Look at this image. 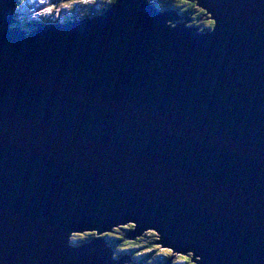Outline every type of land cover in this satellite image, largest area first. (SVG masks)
Masks as SVG:
<instances>
[{"label":"water","instance_id":"obj_1","mask_svg":"<svg viewBox=\"0 0 264 264\" xmlns=\"http://www.w3.org/2000/svg\"><path fill=\"white\" fill-rule=\"evenodd\" d=\"M152 2L23 31L0 0V264H124L129 222L162 264H264V0Z\"/></svg>","mask_w":264,"mask_h":264},{"label":"rangeland","instance_id":"obj_2","mask_svg":"<svg viewBox=\"0 0 264 264\" xmlns=\"http://www.w3.org/2000/svg\"><path fill=\"white\" fill-rule=\"evenodd\" d=\"M104 1H109V0H94L92 2L94 5H96L95 8L97 9V8H99V4L102 5V3H104ZM18 2L20 4H19L18 9H17L16 21L21 27H23L25 29L27 27L34 28L35 26L33 27L31 25L33 23H38V22H47V23L51 22L50 24H55L54 22L60 21L61 23H63L64 21L73 18L77 12L79 13V15L80 14H86V6H85V4H83L82 0H22V1L18 0ZM171 2H172V0H171ZM195 2H196V0H174V2H172V3L178 5V6L174 5V10L179 15L180 19L183 18L184 16L187 17L186 21H187L188 25L195 24L197 26H200L203 24L206 26L205 30L210 29L211 26H209V25H212V21H211L209 15L206 13V11L203 8L198 6ZM189 5H191V6L193 5V9H192V7H191L190 11H187L186 9H184L185 6H189ZM95 11H97V10H95ZM69 12L71 13L70 15H68ZM83 17H85V16H83ZM173 24H176V22H173ZM21 27H18V28H21ZM21 30H23V29L21 28ZM128 224L133 225V223H131V222H129ZM128 224L120 225V226H127ZM129 229H133V226H131ZM124 231H126V230H124ZM124 231L122 232V234L124 233ZM146 232L149 233L148 234L149 238H152V239L157 238L158 239V236H157L158 234L155 231L148 230V231H145L144 233H146ZM85 233H90L92 236H94V233H91V232H85ZM108 233H110V232L109 231L105 232L102 236L104 237V235L108 234ZM112 233L111 234L113 236L119 235V233H117V232H112ZM77 236L83 237V236H85V234L84 233H73V235L71 236L70 242L73 244L78 243L81 239H79L76 242L73 241V238L77 237ZM157 239H156V241H157ZM130 240H132V239H130ZM80 243H83V242H80ZM116 243H118V241H116ZM157 246H161V245L158 244ZM108 248L111 249L110 247H108ZM167 250H170V248H168V247L163 248L162 246H161V248L159 247L158 249H156V251H158V253L154 254V251H152V253H151L152 257L150 258V256H149L148 260L153 262L157 256H161L164 259H167L169 256H166V254L164 253ZM175 253H176L175 255L181 254L178 252H175ZM121 254L122 253L120 252V250H118V249L114 250V255L116 257L121 256ZM174 262L179 263L180 257L175 256ZM124 264H131V263L126 262ZM195 264H197V263H195Z\"/></svg>","mask_w":264,"mask_h":264},{"label":"trees","instance_id":"obj_3","mask_svg":"<svg viewBox=\"0 0 264 264\" xmlns=\"http://www.w3.org/2000/svg\"><path fill=\"white\" fill-rule=\"evenodd\" d=\"M92 1H94V0H82L83 4H85V6H86V14H82V16L87 17V16H92L94 14L100 13L104 9L109 7V5L112 4L114 0L104 1V3H102V5L99 4V8H97V9L95 8L96 5H94ZM153 1L154 2H152V3L154 5L162 8V9H172V8L174 9V5L178 6V5L172 3V2H174V0H172V2H171V0H153ZM191 7L193 9V5L192 6L191 5L185 6L184 9H186L187 11H190ZM95 10H97V11H95ZM75 18H81V16L79 14H76ZM191 25L197 26L195 24H191ZM209 26H211V25H209ZM205 29H206L205 25H203V24L200 25V30L205 31ZM131 226H133V225L128 224L127 226H118V227L112 228V230L109 231L110 233L104 235V238L107 241V245L113 251L116 249L120 250V252L122 253L121 256H125L127 258L126 259L127 263L129 262L131 264H162L163 260H165V259L161 256H157L153 262L148 260L149 256H150V258L152 257L151 256L152 251H154V254H157L158 251H156V249H158L159 247L161 248V246H157L158 245L157 241H156L157 238L156 239L155 238L154 239L149 238V235H148L149 233L146 232L140 236H137L135 239L130 240L127 236L129 234V231H131V229H129ZM123 229L126 231H124ZM123 231H124V233L122 234ZM112 232H117V233H119V235L113 236ZM84 234H85V236H83V237H80V236L74 237L73 241L76 242L79 239H81L78 243H76V244H80V242L87 241L91 237H93L90 233H84ZM116 241H118V243H116ZM164 253L166 254V256H169V257L172 254V252L170 250H167ZM178 256L180 257L179 264H182V263L183 264H194L191 262V257L186 256V255H178Z\"/></svg>","mask_w":264,"mask_h":264},{"label":"flooded vegetation","instance_id":"obj_4","mask_svg":"<svg viewBox=\"0 0 264 264\" xmlns=\"http://www.w3.org/2000/svg\"><path fill=\"white\" fill-rule=\"evenodd\" d=\"M20 1H22V0H20ZM185 255L191 257V262H192V263H194V264L196 263L195 261H193V258H192V256H191V254H185ZM182 264H183V263H182Z\"/></svg>","mask_w":264,"mask_h":264},{"label":"clouds","instance_id":"obj_5","mask_svg":"<svg viewBox=\"0 0 264 264\" xmlns=\"http://www.w3.org/2000/svg\"><path fill=\"white\" fill-rule=\"evenodd\" d=\"M19 2L16 4V7H15V10H16V13H15V18H16V15H17V9H18V6H19ZM17 22V21H16ZM164 261V260H163Z\"/></svg>","mask_w":264,"mask_h":264},{"label":"bare ground","instance_id":"obj_6","mask_svg":"<svg viewBox=\"0 0 264 264\" xmlns=\"http://www.w3.org/2000/svg\"><path fill=\"white\" fill-rule=\"evenodd\" d=\"M20 29H21V28H20ZM72 235H73V234H72ZM72 235H71V236H72ZM127 237H128V236H127ZM83 243H84V242H83ZM80 244H81V243H80Z\"/></svg>","mask_w":264,"mask_h":264}]
</instances>
